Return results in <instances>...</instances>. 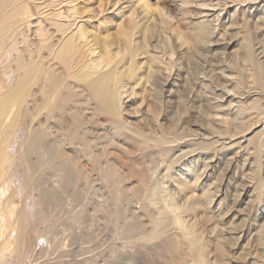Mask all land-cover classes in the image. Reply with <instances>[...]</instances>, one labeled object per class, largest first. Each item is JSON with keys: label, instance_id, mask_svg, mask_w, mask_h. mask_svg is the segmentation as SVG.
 <instances>
[{"label": "bare ground", "instance_id": "1", "mask_svg": "<svg viewBox=\"0 0 264 264\" xmlns=\"http://www.w3.org/2000/svg\"><path fill=\"white\" fill-rule=\"evenodd\" d=\"M229 1L238 6L229 26L224 28L223 14L228 12ZM251 7L262 13L257 20L254 19L256 14L249 10ZM254 20L260 23L255 26L259 30V25H264V0H0V264H29L26 261L30 256L28 250L37 249V233L40 231L38 222L35 224L34 221L44 220V216L46 219V215L39 213L40 206L42 209L46 205L55 207L52 202L59 201L61 192L67 190L68 185L74 184V188L75 183L84 181L87 184L86 181H90L81 167L82 161L90 163L91 170L98 173L95 176L102 184L104 182V187L107 186L105 189L110 191L108 194L111 193L109 197L112 198L108 201L114 200L116 210L114 207L112 212L118 211V221L122 216L121 210L126 209L124 204H129V199L121 201L120 198L128 195L124 193L129 191L132 198H128L139 202L138 211L135 210L147 220V224L139 225L126 224L127 220L121 219L126 225L123 229L120 222L119 230L124 231L118 234L120 238L117 233L115 236L116 240L119 238L118 242H122L124 250H109L116 262L142 264L144 255L149 254L147 257L153 260L156 255L151 254L157 252L171 264H264V205H260L264 203V60L261 61L264 58V41L262 39L256 49L258 43H254L249 32L251 27L248 28ZM223 28L231 29L236 37L240 29L242 34L236 43L239 52L234 50L239 54L231 55L229 64L223 58L224 53L219 56ZM240 60L244 61L242 67H247L248 74L240 68ZM216 73L230 87L222 92L231 93L228 108L223 103H216V85L211 81ZM244 74L248 75V82ZM188 101L193 104L187 106ZM29 103H37V128H29L32 130L27 133L29 137H24L27 142L23 139L26 146L22 148L25 150L21 148L25 153L18 152L20 158L18 154L16 156L20 159L18 169L28 163L29 168L26 166L25 169L36 172H33V181L26 177L29 178L28 183L32 182L38 188L35 193L39 194L38 205L41 204L36 206L40 207L36 209L39 214L35 212L38 217L33 220L30 214L37 205L33 200L36 202L38 198L31 201L33 208L25 203L15 212L19 190L25 194L27 191L17 185V177L14 181L18 170L16 167L12 169L16 162L9 154L10 150L14 151L11 148L13 141L11 144L7 141L12 131L18 130L20 125L21 128L25 126L28 116L26 105ZM21 128L20 131H25ZM25 128L28 132L29 129ZM19 144L18 141L14 146ZM113 145L124 150L123 154L131 152V156L128 154L130 159L127 153L124 156L130 160L127 167L129 177L123 175L120 168L116 169L115 161L108 157L110 153L108 155L106 151ZM215 171L217 174L214 176ZM133 180L136 185L132 184ZM210 180L211 183L206 185L205 181ZM9 184L13 190H9L11 194L7 197L1 191L11 188ZM126 184L133 185L128 187L129 191ZM31 185V189L35 188ZM30 191L33 194L34 190ZM67 191L71 192L70 189ZM86 192L82 193L83 197ZM92 192L91 189L89 195ZM229 193L231 201L228 202L231 203L226 204ZM71 198V201L67 199L68 204L62 199L60 201L71 207ZM120 201L126 202L121 203L122 209ZM64 203L60 205L64 207ZM75 204L73 209L78 207ZM90 204L94 205L93 202ZM30 208L31 211L28 210ZM80 210H77L78 215ZM93 211V216L106 215L97 207ZM112 212L110 210L109 214ZM84 215L83 220L86 219ZM113 215L112 218L116 219ZM100 217L95 219L103 224L106 218L104 216L100 221ZM48 218L52 222L51 217ZM71 218L73 220L74 217ZM52 219L55 224L56 219ZM63 219L60 226L63 221H68ZM211 221L217 223L214 228L218 229L208 235L206 231L210 229L207 226ZM89 222L87 224L93 227L94 222ZM31 223L36 230L30 229L33 227ZM83 223L81 227L88 230ZM47 225L45 231L48 229L50 232L49 228L53 226ZM29 226L30 235L27 234ZM95 226L100 227V224ZM66 227L64 229L73 235V228ZM107 228L106 233L113 230L112 226L110 230ZM62 229L58 231L65 234ZM103 229L100 228L102 232ZM116 229L118 231V227ZM93 233L95 236L99 234ZM91 234L85 238L96 239ZM121 238L125 240L120 241ZM100 239H96L97 244ZM60 240L66 241L64 238ZM241 240H246V245H240ZM57 242L53 244L55 251L63 248L57 249V245L60 246ZM86 242H83L84 246H87ZM80 244L84 251L86 248H81ZM77 246H73L74 249ZM99 246L93 247L92 251H97ZM110 246L113 247V242ZM233 248L240 251L238 254V250L234 252L236 256L232 253ZM146 249L148 253L143 252ZM70 250L73 249L70 247ZM37 252H34V257ZM49 252L57 258L43 259L38 254L44 260L43 264H66L62 259H67L68 253L61 259L58 257L60 252H57L59 255H52L53 250ZM98 256L93 255L99 261L101 256L99 259ZM89 257L94 260L91 255ZM36 259L37 256L32 262ZM87 260L75 262L83 264ZM94 261L90 263L94 264ZM161 261H157L158 264ZM167 262L165 264H169Z\"/></svg>", "mask_w": 264, "mask_h": 264}, {"label": "rangeland", "instance_id": "2", "mask_svg": "<svg viewBox=\"0 0 264 264\" xmlns=\"http://www.w3.org/2000/svg\"><path fill=\"white\" fill-rule=\"evenodd\" d=\"M242 1H243V0H242ZM229 3H230V1H229ZM243 3H244V2H243ZM246 3H247V2H246ZM246 3H245V4H246ZM237 6H238V5H236L235 3H232V2L228 5V8H227V9H228V12L223 14V25H222V26H223L224 28L229 26V22L231 21L230 19H232V14H233V12L235 11V9H236ZM249 10L251 11V13L256 14V16L254 15V19H256V20L258 19L259 16L262 15V13H259L258 11L256 12L255 7H254V8L251 7ZM229 16H230L231 18H230ZM253 23H255V25H254ZM225 24H226V25H225ZM252 24H253L254 26H253ZM256 24H257V25H256ZM258 24H260V23H257V22H255V20H254V22L250 23V26H248V28H249V27H251V28L253 27V28H254L255 26H258ZM263 26H264V25H262V26L260 27V25H259V30L257 29L258 27H255V28H256V29L254 28L255 31H254V29L252 28L253 31H254V34L252 33V32H253L252 29L249 28V32L251 33V37H252V39L254 40V43H255V44L258 43V46L256 47V49L259 47V43H262L261 40L263 39V41H264V34H263L264 31H261V30H264V27H263ZM224 28H223V30L220 32V34H222V37H221V43H223L222 48H221V46H220V49H223L224 52H222L223 50H222V51H220V49H218V50H219V56L222 57V55H223V53H224L223 58H224V59L227 61V63H228L229 60H231L230 57H232L235 53L237 54V53L239 52V51H238V50H239V45L236 44V43H238V38H240L242 34H241V29H240V33L237 34V37H236V36L233 35V32L231 33V29H228V28L224 29ZM261 28H262V29H261ZM227 29H228V30H227ZM250 29H251V31H250ZM224 30H225V31H224ZM226 30H227V31H226ZM238 30H239V29L237 28V31H238ZM228 31H229V34H228ZM232 31H233V29H232ZM256 31H257V32H256ZM258 31H259V32H258ZM223 32L226 33V34H225L226 36L224 35ZM238 32H239V31H238ZM230 33H231L232 35H231ZM227 34H228V35H227ZM257 34H258V35H257ZM223 36H224L225 39L223 38ZM232 36H233V37H232ZM254 37H255V39H254ZM229 38H230V39H229ZM234 38H235L236 40H235ZM257 38H258V39H257ZM257 40H258V41H257ZM236 41H237V42H236ZM234 42H235V43H234ZM231 43H232V44H231ZM226 44H228L229 46H227ZM235 44H236V45H235ZM263 44H264V42H263ZM256 45H257V44H256ZM260 45H261V44H260ZM234 46H235V47H234ZM223 47H224V48H223ZM225 47H226V51H228V52L225 51ZM232 48H234V49H232ZM237 48H238V49H237ZM229 49H230L231 51H230ZM235 49H236L238 52H235V51H234ZM232 50L234 51V53H233ZM225 52H226V53H225ZM230 52H232L233 54L230 53ZM259 52H260V49L258 50V53H259ZM221 53H222V55H220ZM238 54H239V53H238ZM15 55H16V54H15ZM231 55H232V56H231ZM13 56H14V54H13ZM227 56H229L230 59H229ZM260 56H261V55H260ZM260 56H259V57H260ZM11 57H12V56H11ZM259 57H258V58H259ZM226 58H227V59H226ZM263 60H264V58H261V61H263ZM231 61H232V60H231ZM239 62L241 63V64L239 63L240 68H241L242 70H243V68H244V72H245V70L247 71V70H248L247 67H242V66H244V61H243V60H242V61L240 60ZM242 62H243V64H242ZM232 63H233V62H232ZM263 63H264V61H263ZM228 64H229V63H228ZM233 65H234V64H233ZM246 73L248 74V71H247ZM216 74H217V73H216ZM216 74H213V75H215V76H212V77H214V78H212V77H211L212 79L210 78L211 81H212V83L216 85V87L214 88V93L218 94L217 96H215V98H216V97L218 98V99H216V103H219V102H220V103H223V105L225 104L224 107L226 106V108H228V107H230V106H229V105H230V100L232 99V97H230V94H231V93H226V92H225V93H222V92L228 90V88H230V87H229V85H227V84L225 83L223 77H221L219 74H217V75H216ZM227 74H228V73H227ZM247 74H246V75H247ZM218 75H219V77L216 78V76H218ZM246 75L244 74V77H245ZM215 78H216V79H215ZM220 78H221V79H220ZM247 78H248V75L246 76L245 81H246ZM216 80H217V81H216ZM219 80H221L222 83H221V81H219ZM248 81H249V80L247 79L246 82H248ZM217 83H218L219 85H218ZM223 83H225L226 85L224 84V85L222 86ZM213 84H212V85H213ZM220 85H221V86H220ZM226 86H227V87H226ZM224 87H225L226 89H225ZM218 88H219V89H218ZM215 89H216V90H215ZM224 89H225V90H224ZM34 90L36 91V88H35ZM221 93H222V94H221ZM216 94H215V95H216ZM219 94L222 95V96H220ZM223 94H224V95H223ZM226 94H227V95H226ZM186 96H187V94H186ZM188 96H189V95H188ZM218 96H220V97H218ZM223 97H224V98H223ZM229 98H230V99H229ZM227 99H228V100H227ZM198 100H199V99H198ZM217 100H219V101H217ZM189 101H190V100H189ZM189 101H188L187 106H188L189 104H191V103L193 104V102L189 103ZM198 103H199V102H198ZM198 103H195V104H197L196 106L199 105ZM195 104H194V105H195ZM26 108H27V111H28V116H27V118H26L27 120L24 121V122H25V126L27 127V129H29V128L32 129L33 127H35V128H33V129H36V128H37V103H29V104L26 105ZM24 122L22 123V126L24 125ZM193 125H194V123H193ZM25 126L22 127V128H21V125L19 126V127L21 128V130H22V129H25V131H20V128H18V130H16L15 132L12 131V132H11V135L8 137V140H7L9 144H11V142L13 141L12 144H11L12 147H11V146H10V147H11L14 151H12V150L9 149V150L11 151V152H9V154L11 153V155H12L11 157H13L12 159L15 160L14 163H15V162H16V163H15V165L12 167V169H14V168L16 167V168H17L16 170H18V171H17V175L14 176L15 179H14V178H13V179H14V181H15V180H17V179H16V177H17V178H18V180H17V182H18L17 185H19L20 188H21V186H23L22 189L24 188V192L27 191L26 194L23 193V192L20 193V190H19L20 188H18L19 186H17V188H18L17 190H19V195H20L19 198H20V199L17 198V200L15 201V203H17V204H15V206L17 205V206L19 207V208H18L17 206L15 207V212L18 211V210H20V207H21V209H22V208L24 207V205H26V204L29 205L28 207L31 206V208H33L34 205H33V207H32V204L37 203V205H35V208H34L35 211H34V209L32 210L31 208L28 209V210H29V211L32 210L34 213H35V212L37 213L38 211H37L36 209H39V208L41 207V209H39V213L42 212L44 215H46V219H45V216H44V220H43V219H38V221H37V219H35L36 216H37L36 213L34 214L33 212H31L32 214H30V215L32 216V220H33V219L36 220V221H34L35 224L38 222V224H37L38 226H37V227L40 229V231H39L38 228H37V232L39 231V232L37 233V236H38V237H37V244H38L39 246H38V245L36 246L37 249L34 248V249L38 250L37 254L35 253V257L37 256V259H36L35 261H36L37 263H35V261L32 262V260L35 258V257H34V252H36V250H35V251L32 250L33 253L31 252V250H28V251L30 252V254H28V255H30V256L32 257V259H31L30 256H27L26 261H28L29 264H34V263H35V264H43V263H44V262H43V261H44V260H43L44 258H46V257H47V258H51V259L55 258V256H51V252H49V251L53 250L52 255H59L57 252H60V255H62V256L59 255L58 257H59V258L61 257V259H62V258H66V256H67V259H62V260L65 261L66 264H71V263H72V264H74V263L78 264V262H75L76 260H78V261L81 263L82 260H87L88 257H89L90 255H91L92 258H94L93 255H95V256H96V255H97V256H98V255L101 256V258L98 256V259L100 258V259H99L100 262L96 259L97 257L94 258L95 261L92 260V259L89 257V258H90V262L92 261L91 263H93V261H94V264H96L97 261H98V263H100V264H124V262H123V263H122V262H119V261L116 262V260L113 259V258L111 257V255H110V253H109V250H110L111 248L119 249V250H121V251L124 250L123 247L121 246V245H122V242H118V239L120 238L119 235L121 234V232L124 231L123 229H124V226H125L126 224H129V223H132V224H133V223H134V224H135V223H138L139 225H140V224H143V223H144V225L147 224V223H146V221H147L146 218H145L144 216H142V217H144L145 219L142 218L141 216H139V215H141L140 212H139V213L137 212V211H138V203H139V202L137 203V201H136L134 198H133V199H134L135 201H134L133 199H131L132 197L130 196L129 188H132L131 186H133V185H132L133 183H134V185H136L135 181H134V180L131 181V182H132L131 185H130V184H126L127 186L124 185V186L127 187V191H129V192L124 193V194H127V193H128V195H124V196H123L122 198H120V199H121V201H124V200L127 201L128 199L131 200V201L128 200V203H129V204H124V203H126V202H121V201H120L121 209L123 208V207H122V206H123L122 204H124L125 207H126V209H127V210L125 209V210L127 211V214H126V211H125L124 208H123V209L121 210V212H122V216H121V218L119 217L120 219H119V221H118V220H117V216H119V215H117V212H118V211H116V212H112V210H113L114 207H115V206L113 205L114 200H113V201L110 200V202L108 201V199H112V198H110V197H111V195H110L111 193L108 194L110 191L107 192V189H108L107 186L104 187V186H105L104 182H103V184H102L101 180H99L98 177H96L98 173H97L96 171L91 170V166L89 167L90 163H88L87 161H85V162L82 161V162H80V163H81V167L83 168V170L85 171V173H87V174H86V177H87L91 182H90V181H88V182L86 181L87 184H85L84 181H81V182L75 183V184H76V185H75L76 187H74V188H75V189H76V188H79V189H76V190H74V188H72L74 184H72V185H68L66 189H67V190L70 189L71 192L74 191V192H76V193H74V192L71 193V192H68L67 190H64V191L61 192V198L59 199V201L62 199V201L64 200V202L68 204V203H69L68 200L71 201V200L69 199V197H72V198H71V199H72V202H71L72 204L70 203V206L72 205V206L74 207L73 204L76 202L75 206L78 205L79 208H78V207H77V208L75 207L76 209L74 208V209H75V210H74L72 206L69 207V205L66 206L67 204H65V203L62 202V201H60V203H59V201H58V202L56 201L55 203L52 202V206H54L55 204H56L57 206L55 205V207H51V204H49V206H50L51 208H49V207L46 205V206L48 207V209H46V206H44L43 209H42V206H40L41 204L38 205V203H39V201H38V200H39V197H37V195L39 196V194L36 195V193L38 192V188H36V186H33L32 182H31V183H28V182H30L31 180L33 181V178L35 177V175L33 174V172H35V171H31V169H30V170L28 169V168H29V167H28V163L25 164V167L27 166L28 168H26V169H28L29 172L31 171L30 174H29L28 171H27L28 173L26 172L25 167H20L19 169H21V170L18 169V161H20V159H19V158H20V156H19L20 153H18V152H21L22 155H23V153H25V152H23V150H22V149H24V148H22V147H25V146H26V144L23 143V141H24L23 139H25V142H27L26 140H28L27 138L29 137V136H27V133L29 134V133L32 131V130L29 129L30 131L28 130V132H26V128H25ZM32 126H33V127H32ZM19 133H20L21 135H23V137H21V135H20ZM18 135H20L21 140H20V137H18ZM24 135H25V136H24ZM26 136H27V138H24V137H26ZM10 137H11V138H10ZM15 137H16L17 139H16ZM18 138H19V139H18ZM9 139H10V140H9ZM16 141H17V142L19 141L20 144L23 143V145L21 144V145H22V146H21V145L19 144L20 146H19V145H18L17 147L14 146V145H17V142H16ZM20 141H21V142H20ZM15 143H16V144H15ZM24 145H25V146H24ZM113 146H114V147H112V146H109V147H108V151H106V153L108 152V155H109V153H110V155H109V156H108L107 154H106V155H107L108 157H110V159H113V160L115 161V162H113V163H114V164L116 163V164L114 165V167L117 166L116 169L119 170V168H120V170H121L120 172L122 173V171H123V175L126 174V177H129L128 175L130 174V172H129V169H128V168H129L128 165H129V162H130L129 159H130V156H131V152H128V151L126 152V151H125V154L127 153V155L130 153V156L128 155V156H129V159L126 160V158H128V156L126 155V157H124V156H125V154H123V153H124V152H123L124 150L120 149V147H118V146H117V147H115V145H113ZM14 147H15V148H14ZM19 147H20V149L22 148V149H21L22 151L19 149ZM111 147H112V148H111ZM16 148H18V149L15 150ZM7 149H8V148H7ZM119 149H120V150H119ZM19 150H20V151H19ZM24 150H25V149H24ZM16 151H17V153H16ZM120 151H121V152H120ZM130 151H132V150L130 149ZM12 152H13L15 155L12 154ZM17 154H18V155H17ZM16 155H17L19 158H18ZM111 157H112V158H111ZM113 160H112V161H113ZM116 161H117V162H116ZM118 161H119V162H118ZM121 161H122V162H121ZM124 161H125L126 163H125ZM86 162H87V164H86ZM123 162L126 164V166H124L125 164H124ZM84 163H85V164H84ZM118 163H119V165H118ZM16 164H17V165H16ZM88 164H89V165H88ZM87 166H88V168H87ZM121 167H122V168H121ZM127 167H128V168H127ZM89 168H90V169H89ZM126 168H127V169H126ZM177 168H178V167H177ZM177 168H176V169H177ZM176 169H175V170H176ZM263 169H264V167H263ZM263 169H262V176L264 177V170H263ZM14 170H15V169H14ZM20 172H21L22 175L20 174ZM24 172H26V174H25ZM95 172H96V174H95ZM31 173H32V174H31ZM23 174H25V175L29 174V176H28V175L25 176V175H23ZM35 174H36V172H35ZM216 174H217V171H215L214 176H215ZM20 175L23 176V177H21ZM95 175H96V176H95ZM19 176H20V177H19ZM24 176H25V178H24ZM94 176H95V177H94ZM26 177H29V178L31 177L32 179H30V181H28L29 178H26ZM90 177H91V178H90ZM20 178H21V179L24 178L25 180H23V179L21 180ZM94 178H95V179H94ZM213 178H214V177L212 176V179H213ZM126 179H127V178H126ZM128 179H129V178H128ZM95 180H96V181H95ZM99 181H100V183H98ZM127 181H128V180H127ZM211 181H212V180H210V181H205V184H206V185H207V184L209 185V184L211 183ZM12 182H13V181H12ZM15 182H16V181H15ZM15 182L12 183V184H13V187H14V185H15V187H16ZM82 182H83V183H82ZM93 182H95V183H93ZM24 183H25V185H24ZM79 183H82V184H79ZM126 183H127V182H126ZM12 184H9V187L11 186V188L4 189V191L2 190V191H1V194L3 195L2 192H4V194L6 193V196L9 197L10 194H11V191H9V190L12 189ZM31 184H32V185H31ZM44 184H45V183H44ZM54 184H57V183H54ZM77 184L79 185V187L77 186ZM83 184H84V185H83ZM92 184H93V185H92ZM94 184H95V185H94ZM30 185H31V187H35V188H32V189H31V188H30ZM81 185H83V186H81ZM100 185H101V186H100ZM129 185H130V186H129ZM25 186H27V187H26V190H25ZM70 186H71V188H70ZM80 186H81V189H80ZM86 186H91V187H87L88 190H89V192H88ZM93 186H94V187H93ZM96 187H97L98 189H97ZM99 187H100L101 190L99 189ZM126 187H125V189H126ZM128 187H129V188H128ZM89 188H90V189H89ZM94 188H95V189H94ZM105 188H107V189H105ZM14 189H16V188H14ZM85 189L87 190V192H86ZM91 189H92L93 192L91 193V195H89L90 192H91ZM12 190H13V189H12ZM30 190H34V191H33V194H32V191H30ZM229 190L231 191V189H229ZM22 191H23V190H22ZM35 191H36V193H35ZM78 191H79V193H81V194H79ZM95 191H96V192H95ZM101 191H102V192H101ZM103 191H104V192H103ZM85 192H86V194H85L86 196H84L85 198L87 197V195H89V196L87 197L88 199L86 198V199L88 200V204L86 205V208H85L86 199H85V200L82 199L83 201L80 199V198H84L83 195H84ZM7 193H8V194H7ZM28 193H29L31 196H33V197L31 198V196H30ZM34 193H35V194H34ZM82 193H83V195H82ZM97 193H98V194H97ZM93 194H94V195H93ZM230 194H231V193H229V195H230ZM8 195H9V196H8ZM28 195H29L30 197H29ZM96 195H97V196H96ZM105 195H106V196H105ZM4 196H5V195H4ZM24 196H25V197H24ZM109 196H110V197H109ZM125 196L127 197L126 199H125ZM128 196L131 197V198H128ZM34 197H35V199L38 198V199L36 200V202L33 200ZM65 197H67L68 200H67ZM75 197H76V199H75ZM101 197H103V198H102L103 200L100 199ZM3 198L5 199L6 197H3ZM30 198H31V199H30ZM95 198H96V199H95ZM104 198H105V200H104ZM106 198H107V201H106ZM99 199H100V202H101V203H100V202L98 203ZM122 199H123V200H122ZM18 200H19V201H18ZM32 200H33L34 203H33V202L31 203ZM91 200H92V202H93V204H94L93 206H92V204H90V203H92ZM74 201H75V202H74ZM228 201H231V195H230L229 198L227 199L226 204L231 203V202H228ZM18 202H19V203H18ZM23 202H24V203H23ZM73 202H74V203H73ZM94 202H97L98 204H97V203L95 204ZM106 202H107V203H106ZM108 202H109V203H108ZM25 203H26V204H25ZM29 203H30V204H29ZM62 203H64V207H63V205H60V204H62ZM81 203H82V204H81ZM83 203H84V206H83ZM102 203H104V206H103ZM105 203H106V204H105ZM110 203H112V204H110ZM115 203H116V202H115ZM115 203H114V204H115ZM121 203H122V204H121ZM131 203H132V204H131ZM53 204H54V205H53ZM109 204L112 205L113 207H112V206H109ZM89 205H90V207H89V212H91L90 214L88 213V208H87V206H89ZM101 205H102L103 207H101ZM126 205H127L128 207H127ZM134 205H135V206H134ZM260 205H261V207H263L264 203H261ZM36 206H40V207H39V208H36ZM65 206L68 207V208H67V209H63V208H66ZM80 206H81V208H80ZM94 206H95V208H94ZM106 206L109 207V210L107 209ZM59 207H60V211H59ZM61 207H63V208H61ZM91 207H92V208H91ZM96 207H97V208H100V209H103V212H104V213H106L107 210H108V213H106V215H105V214H102V216H101V214H100V215L97 214V216H96V215H94V216H95V217H100V216H101V217L99 218L100 221H103V220H102V217L104 218V216H105L106 219H104V222H107V224L105 225L104 222H102V223L105 225V228H107L106 226H108V228H107L108 230H110V227L112 226V227H113V230L108 231V233L110 232V233H113V234L109 235L110 233H109V234L106 233L107 230H106L105 228H104L105 230L103 229V226H104V225L101 224L100 222L96 221V220H98V219H97V218L95 219V217H94L93 215H91V214H94V211H93V210H95ZM104 207H106V208L104 209ZM133 207H134V208H133ZM17 208H18V209H17ZM52 208H54V209H52ZM90 208H91V209H90ZM93 208H94V209H93ZM131 208H132V209H131ZM79 209H81L80 211H81V213H82V214H81V213L79 212V215H81V218H82V215L85 214V215H84V219H85V217H86L85 220H83V218H82V220H81V218H79L80 216L78 215V211H77V210H79ZM128 209H129L130 211H129ZM135 209H136L137 211H136ZM43 210H44V211H43ZM64 210H65V211H64ZM91 210H92V211H91ZM110 210H111V212H112L111 214H109ZM114 210H116V207H115ZM123 210H124V212H123ZM54 211H56V212H54ZM71 211L73 212V214L71 213ZM75 211H77V212H75ZM85 211H86V212H85ZM51 212H53V213H51ZM57 212H58V213H57ZM62 212H63V213H62ZM135 212H136V213H135ZM29 213H30V212H29ZM39 213H37V214H39ZM56 213H57V214H56ZM64 213H66V214L64 215ZM76 213H77V214H76ZM113 213H114V215H113ZM53 214H55V215L52 216ZM59 214H60V215L63 214V215H62V216H59ZM71 214H72V215H71ZM133 214H134V216H137V217H136V218L133 217V216H132ZM135 214H136V215H135ZM33 215H34V216H33ZM66 215H67V216H66ZM70 215H71V217L73 216V217L76 219L75 222L77 221V223H74V221H73L74 218H73V220H71V219H72L71 217L68 218V216H70ZM107 215H108V217H107ZM112 215L115 216L116 219H113V218H112ZM128 215H131V216L128 217ZM65 216H66V217H65ZM77 216H79V217H77ZM109 216H111V217H109ZM33 217H34V218H33ZM37 217H38V216H37ZM48 217H51L52 222L50 221V218H48ZM58 217H61L62 219L60 218V219H61V220H60ZM87 217L89 218V220H88ZM92 217H94V218L92 219ZM138 217H139V218H138ZM52 218H54V219H56V220L58 219L57 221L54 220V221H55V222H54L55 224H53V219H52ZM63 218H67L68 221H63V224H62V225H64L65 227H66V225H67L68 227L70 226L69 229H72V228H73V229H72V232L74 231L73 233H74L76 236H74V234L72 235V234H71V231L68 232V230H65L67 227H66V228L63 227V229L61 228L62 225L60 226L59 223H62V220H64ZM78 218H79V219H78ZM108 218H109V219H108ZM110 218H111V219H110ZM134 218H135V221H134V220L132 221V219H134ZM67 219H65V220H67ZM112 219H113V221H112ZM121 219H122V220L124 219L125 221L127 220V221H126L127 223L124 224L125 222L123 221V222H124V223H123ZM140 219H141V220H140ZM41 220H42V221H41ZM47 220H48V221H47ZM59 220H60V221H59ZM90 220H91V223L94 222V223H93L94 226L92 225L93 227H99V226H95V225H97V224L99 225V224H100L99 229H98V228H95V230L92 231L91 229H92L93 227H91V225L89 226V225L87 224ZM114 220H116V221H114ZM120 220H121V221H120ZM129 220H130V221H129ZM43 221H45V222L47 221V222H46V223L44 222V224H43ZM72 221H73V222H72ZM137 221H138V222H137ZM139 221H140V222H139ZM142 221H143V222H142ZM34 222H32V223H34ZM48 222H50V225H47ZM64 222H66V224H65ZM82 222H84V223L86 224V225H85V224L83 223L84 226H87V229H88L89 231L85 229L86 227H84V228L81 227ZM113 222H114V223H113ZM120 222L123 223V225H122ZM141 222H142V223H141ZM32 223H31L30 226H31V227L33 226V227L30 228V226H29L28 229H27L28 231H30L29 233H27V234H29V235L31 234V230H29V228L32 229V230H36V229H35L36 227H34L35 225L32 224ZM67 223H69L70 225L67 224ZM112 223H113V224H112ZM117 223H118V225H117ZM119 223H120V224H119ZM45 224H46L47 226H51V225L53 226V228H52V227H50V228L48 227V228H49L51 231L53 230L52 233L54 232V233H55L54 235L51 233V231L49 232L48 229H47L46 231H48L49 233L45 231V229H46V225H45ZM74 224H75V225H74ZM89 224H90V222H89ZM108 224H109L110 226H109ZM114 224H115V225H114ZM215 224H217V223H215L214 221H213V222L211 221V222L208 223V226H207L208 228H207V229H210L209 231H208V230L206 231V233H207L208 235H209V234L211 233V231H213L214 229H215V231L218 229V227H215V228H214V226H216ZM119 225H122V226H123V229H122L121 231L119 230V228L121 227V226H119ZM43 226H45V228H44ZM54 226L57 228L56 231H55V227H54ZM71 226H75V227H71ZM82 226H83V225H82ZM101 226H102V227H101ZM116 226L118 227V231H117V229H116V228H117ZM141 226H142V225H141ZM114 227H115V229H114ZM143 227H144V226H143ZM145 227H146V226H145ZM33 228H34V229H33ZM51 228H52V229H51ZM64 228H65V229H64ZM74 228H75V230H74ZM100 228L103 229V232H104V233L102 232V230H100ZM59 229H62V232L65 231V234H62L61 231H58ZM67 229H68V228H67ZM76 229H77V230H76ZM82 229H84V230H85L86 232H88V233H86V232L83 231ZM93 229H94V228H93ZM120 229H121V228H120ZM97 230L100 231V232H98ZM57 231H58V232H57ZM66 231H67V232H66ZM76 231H77V232L79 231V234L76 233ZM82 231H83V232H82ZM91 231H92V234H93L94 236H93L91 233H89V232H91ZM113 231H114V232H113ZM115 231H116V232H115ZM119 231H120V232H119ZM40 232H41V233H40ZM45 232L48 233V235H45V234H46ZM56 232H57V233H61V234L58 235ZM80 232H81V233H80ZM93 232H96V235L99 233L100 235H99V234L97 235V236H99V237L95 236V233H93ZM44 233H45V234H44ZM50 233H51L52 237L50 236ZM63 233H64V232H63ZM102 233H103V234H102ZM116 233H117V234H116ZM119 233H120V234H119ZM38 234H39V235H38ZM56 234H57V235H56ZM77 234H78V235H77ZM88 234H89V235H88ZM90 234H91L92 237H95L96 239H98V238L100 239L101 235H103L106 239H108V240H107L108 242L106 241V239H105L104 237H102V238L100 239L102 243H101V242L99 243L100 246H101V247H100V246H99V247H100L101 249L103 248L102 251H101V249H99V247L97 248V251H98V252L95 250V249H96V246L99 245V244H97L98 240L96 241V239L93 238V240L90 239V240H91V241H90V240L88 239V238L90 237ZM115 234H116V236L119 234V235H118L119 238L117 237V238H118L117 240H116V236H115ZM85 235H86V236H85ZM108 235H109L110 237H109ZM113 235H114V236H113ZM40 236H41V239H40ZM53 236H54V237H53ZM57 236H58V237H57ZM73 236H74V238H73ZM87 236H89V237H88V238H85V237H87ZM112 236H113V238H112ZM27 237H28V235H27ZM27 237H26V238H27ZM46 237H47V238H46ZM48 237H49V238H48ZM50 237H51V239H50ZM55 237L58 238V239L56 238L58 242H59L60 239H63V238H64V240H66L65 242H62L63 240H60L61 243L59 242L60 246L57 245V246H58L57 249H59L60 247H63V248H60V250H58V251H55V250H56V246L53 245L54 243L57 242V241L54 240ZM60 237H62V238H60ZM69 237H70V238H69ZM92 237H91V238H92ZM65 238H66V239H65ZM45 239L47 240V242H48L50 245H49L48 243H46V240H45ZM71 239H73V240L75 239V240L73 241V240H71ZM110 239H111V240H110ZM112 239H113L114 241H113ZM39 240H40V244H42V245L44 244L43 246H41V245L39 244ZM49 240H50V242H49ZM69 240H71V241H69ZM78 240H81V241H78ZM88 240H89V241H88ZM100 240H99V241H100ZM124 240H125V239H123V238L120 239V241H124ZM42 241H43V242H42ZM76 241H77V242H76ZM86 241L89 243V245L87 244ZM93 241H94V242H93ZM115 241H116V242H115ZM58 242H57V244H58ZM69 242H70V245H71V242H72L73 245L70 246V245L68 244ZM78 242L81 243V244H80V245H81V248H83V246L85 245V243H83V242H86V245L88 246V248H87V246H84L86 249L84 248L85 250L82 251L83 249H82V250L80 249V246L78 245V244H79ZM90 242H91V243H90ZM95 242H96V243H95ZM103 242H105V243H103ZM112 242H113V247L110 246V245H112ZM114 242H115L116 245L114 244ZM245 242L247 243L246 240H241V241H240V245H241V244H245V245H246ZM65 243H66V244H65ZM108 243H109V245H108ZM46 244H48V245H46ZM62 244H63V246H62ZM64 244H65V246H64ZM67 244L69 245V246H68L69 248L67 247ZM96 244H97V245H96ZM101 244H102V245H101ZM104 244H105V245H104ZM75 245H76V246L78 245V246L74 249L73 246H75ZM95 245H96V246H95ZM106 245H107V246H106ZM114 245H115V247H114ZM119 245L121 246L122 249H120V246H119ZM245 245H242V246H245ZM50 246H51L52 249L50 248ZM105 246H106V247H105ZM116 246L119 247V248H117ZM48 247H49V248H48ZM65 247H67V248H65ZM70 247H71L73 250H70ZM78 247H79V248H78ZM93 247L95 248L94 251H92ZM234 247H235V246H234ZM47 248H48V249H47ZM105 248H106V250H105ZM40 249H43V250L40 251ZM50 249H51V250H50ZM78 249H79V250H78ZM48 250H49V251H48ZM75 250H76V251H75ZM80 250H81L82 254H80ZM99 250H100V252H99ZM237 250H238V252H237V254H238L240 251H239V249H236V248H233V252H232V253L236 252ZM47 251H48V252H47ZM70 251H71V253H69ZM77 251H78L79 253L76 254ZM85 251H86V252H85ZM88 251H89V252H88ZM106 251H107V252H106ZM144 251H146L145 253H148L149 250L146 249V250H143V252H144ZM249 251H250V250H249ZM253 251H254V249H252L251 252H253ZM29 252H28V253H29ZM83 252H85L86 254L84 255ZM102 252H103V253H102ZM40 253H42V254H40ZM43 253H44V255H43ZM48 253H49V254H48ZM65 253H66V254L68 253L70 256H69V255H66ZM72 253H73V254H72ZM74 253H75L76 255H75ZM88 253H91V254H89V256L87 257ZM153 253L156 255V256H155L156 258L154 257L155 259H154V258H153V260H152V258L150 259V257H147V255L149 256V254H146V255L143 256V257H145V258L143 259L144 262L141 261L140 263H142V264H143V263H144V264H158L157 261L163 260V261H161V264H162V263L165 264V262L169 261V260L165 261L167 258H166L164 255L160 256L161 254H159V253H157V252H156L157 254H156L155 252H152V254H151L152 256H154ZM232 253H231V254H232ZM254 253H255V252H253V255H255ZM38 254H39V256L42 255L43 257H42V256H41V257H42L43 259H41V257H38ZM63 254H65L66 256L64 257ZM71 254H72L74 257H73ZM92 254H93V255H92ZM158 254H159V255H158ZM32 255H33V256H32ZM81 255H82V256H81ZM83 255H84V256H83ZM103 255H104V256H103ZM151 255H150V256H151ZM234 255L236 256V253H234ZM68 256H69V257H68ZM109 256H110V257H109ZM256 256H257V255H256ZM33 257H34V258H33ZM71 257H72V259H70ZM76 257H78V258H76ZM233 257H234V256H233ZM38 258H39V260H38ZM56 258H57V256H56ZM56 258H55V259H56ZM74 258H75V260H74ZM79 258H80V260H79ZM110 258H111V259H110ZM157 258H158L159 260H158ZM40 259H41L42 261H41ZM81 259H82V260H81ZM156 259H157V261H156ZM53 260H54V259H53ZM88 260H89V259H88ZM88 260H87V262L83 261V264H86V263L89 264L90 262H88ZM154 260H155L156 262H155ZM38 261H40V263H38ZM103 261H104V262H103ZM150 261H151V262H150ZM153 261H154V262H153ZM42 262H43V263H42ZM84 262H85V263H84ZM95 262H96V263H95ZM112 262H115V263H112ZM91 263H90V264H91ZM98 263H97V264H98ZM167 263L171 264L170 261L167 262ZM125 264H126V263H125ZM159 264H160V262H159Z\"/></svg>", "mask_w": 264, "mask_h": 264}]
</instances>
